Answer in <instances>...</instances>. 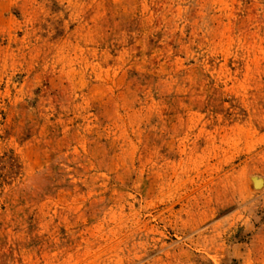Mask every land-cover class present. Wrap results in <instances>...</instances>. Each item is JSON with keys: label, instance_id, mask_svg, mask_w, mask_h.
Segmentation results:
<instances>
[{"label": "rangeland", "instance_id": "obj_1", "mask_svg": "<svg viewBox=\"0 0 264 264\" xmlns=\"http://www.w3.org/2000/svg\"><path fill=\"white\" fill-rule=\"evenodd\" d=\"M0 264H264V0H0Z\"/></svg>", "mask_w": 264, "mask_h": 264}, {"label": "bare ground", "instance_id": "obj_2", "mask_svg": "<svg viewBox=\"0 0 264 264\" xmlns=\"http://www.w3.org/2000/svg\"><path fill=\"white\" fill-rule=\"evenodd\" d=\"M259 183H260V181H259ZM254 184V183H253ZM256 184V183H255Z\"/></svg>", "mask_w": 264, "mask_h": 264}]
</instances>
